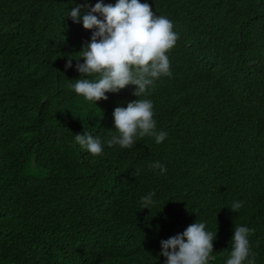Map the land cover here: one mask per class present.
<instances>
[{
  "label": "trees",
  "instance_id": "obj_1",
  "mask_svg": "<svg viewBox=\"0 0 264 264\" xmlns=\"http://www.w3.org/2000/svg\"><path fill=\"white\" fill-rule=\"evenodd\" d=\"M83 2L0 0V264H166L161 241L197 221L217 233L209 264H226L235 226L264 264V0H141L178 40L171 75L140 97L167 136L130 149L107 140L136 86L98 104L71 87L92 35L68 17Z\"/></svg>",
  "mask_w": 264,
  "mask_h": 264
},
{
  "label": "clouds",
  "instance_id": "obj_2",
  "mask_svg": "<svg viewBox=\"0 0 264 264\" xmlns=\"http://www.w3.org/2000/svg\"><path fill=\"white\" fill-rule=\"evenodd\" d=\"M68 17L77 24L82 20L84 29L92 32L90 42L85 43L79 59H75L80 78L71 85L74 92L98 104L108 99L107 93H119L129 85L136 86L134 95L139 99L129 102L127 107L114 109V129L119 134L107 140L108 146L130 149L138 137L145 136H154L156 143H162L167 133L155 131L153 103L140 97L161 76L171 75L167 53L178 40L173 23L157 16L151 5L141 0H117L115 4L98 0L94 6L84 0L70 10ZM72 60L69 56L66 68L73 66ZM75 142L93 156L103 152L102 141L89 133L76 134ZM150 167L166 172L159 162ZM154 195L150 193L141 198L143 209H151ZM241 207L242 202H235L231 209L237 212ZM252 232L254 230L248 227L235 226L226 264H245L246 261L255 264L249 241ZM216 238L217 233L207 231L205 223L197 221L182 233L162 240L161 255L166 258V264H209Z\"/></svg>",
  "mask_w": 264,
  "mask_h": 264
}]
</instances>
